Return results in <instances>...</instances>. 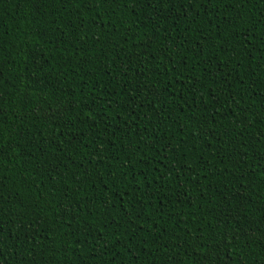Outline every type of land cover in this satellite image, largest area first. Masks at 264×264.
Listing matches in <instances>:
<instances>
[{
    "label": "trees",
    "instance_id": "obj_1",
    "mask_svg": "<svg viewBox=\"0 0 264 264\" xmlns=\"http://www.w3.org/2000/svg\"><path fill=\"white\" fill-rule=\"evenodd\" d=\"M0 264H264V0H0Z\"/></svg>",
    "mask_w": 264,
    "mask_h": 264
}]
</instances>
